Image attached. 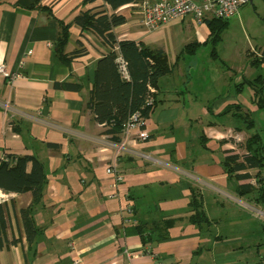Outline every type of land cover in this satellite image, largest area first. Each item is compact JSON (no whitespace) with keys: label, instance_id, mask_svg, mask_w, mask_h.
Instances as JSON below:
<instances>
[{"label":"crops","instance_id":"0c3cea01","mask_svg":"<svg viewBox=\"0 0 264 264\" xmlns=\"http://www.w3.org/2000/svg\"><path fill=\"white\" fill-rule=\"evenodd\" d=\"M85 1L0 0V66L19 74H0V155H33L47 174L32 246L20 212L31 192L0 203L7 237L0 264H264V211L259 216L252 194L237 190L255 177L239 180L224 165L240 140L257 132L233 113L254 114L259 99L247 81L258 76L254 52L247 50L244 67L218 52L232 18L214 44L206 21L195 23L192 16L149 31L136 3L115 11L127 17L115 28L118 40L161 48L171 66L154 87L148 139L131 129L121 136L126 149L119 150L88 106L96 62L109 48L74 23L84 10H114L103 0ZM35 3L40 7H31ZM59 21L69 27L65 53L83 50L68 63L55 52ZM207 46L210 54L201 52ZM56 82L79 89L56 88ZM114 164L120 181L107 172ZM193 189L203 196L208 222L191 219ZM166 220L172 225L163 236L153 225Z\"/></svg>","mask_w":264,"mask_h":264},{"label":"trees","instance_id":"16d2710c","mask_svg":"<svg viewBox=\"0 0 264 264\" xmlns=\"http://www.w3.org/2000/svg\"><path fill=\"white\" fill-rule=\"evenodd\" d=\"M95 1L86 0L85 3ZM103 1L111 6L114 10L113 13H109L106 9L84 10L75 16L74 23L79 25L83 31L89 30L97 34L109 48V52L96 62L94 85L88 106L95 114L96 121L106 127L105 132L111 136V139L121 141L126 125L135 113H139L144 119L149 116L156 104L155 93L151 91L150 87L157 86L158 79L169 72L171 66L166 53L161 48H151L143 42L134 40H118L115 28L124 24L127 17L115 11L124 5L138 3L141 0ZM31 7H40V5L35 3ZM59 23L61 29L54 44L55 52L63 62L68 63L69 59L78 56L83 50H77L70 55L65 53V46L70 37L69 27L63 21H59ZM206 23L210 28V41L215 44L220 40L222 31L228 26L229 19L211 18L206 19ZM119 59H123L126 63V76L121 70ZM251 63L253 66L263 64L264 56L252 59ZM247 81L256 86L255 94L259 98L257 106L264 108V76L258 75L254 82ZM54 86L65 90L79 89L78 84L69 82H56ZM149 97L154 99L151 105L147 104ZM232 108L234 106L227 108L224 113L231 111ZM236 108L239 110L241 106L237 105ZM233 115L240 118L247 129L256 127L252 112L240 109ZM10 123L15 130H19L15 120ZM30 162L32 168L27 171ZM224 165L227 173L239 180L255 177L257 185L248 182L241 184L237 190L242 196L252 194L253 201L264 207V141L261 134L255 132L249 136L245 141V153L229 154L224 160ZM256 168L258 171L254 175L248 171ZM46 184L45 166L35 156L24 155L16 157L11 162L0 161V189L4 192H31L32 194L31 203L22 207L20 211L29 246H32L39 234L34 214L36 205L43 197ZM192 192L190 205L195 211L191 217L192 221L197 224L208 222L203 211L202 194L197 189H193ZM3 211V206L0 204V247L7 239L4 233ZM171 225L172 221L166 220L162 221L161 225L155 223L153 228L159 229V232H163L162 235L165 236ZM139 230L142 235H145L143 228H139ZM7 242L16 244L18 239L15 238Z\"/></svg>","mask_w":264,"mask_h":264},{"label":"built area","instance_id":"2783aa9c","mask_svg":"<svg viewBox=\"0 0 264 264\" xmlns=\"http://www.w3.org/2000/svg\"><path fill=\"white\" fill-rule=\"evenodd\" d=\"M251 0H141L136 3V9L141 17V23L147 30L153 31L158 29L161 25L170 23L172 21L183 19L187 16H192L195 23H204L206 19H231L239 14L240 8L248 4ZM120 60L121 70L126 76V63L123 59ZM0 74L15 78L19 74H10L6 71L5 66H0ZM151 91L155 93L154 87H150ZM153 97H149L147 104H153ZM146 119L142 118L139 113H135L130 121L127 123L124 133L131 129H139V137L141 140L148 139V133L144 130ZM117 144L119 150L126 149V142L121 141ZM0 161L11 162L12 159L6 153L0 155ZM108 173H115V164L107 169ZM117 180H121V175L116 174ZM252 181H255L253 183ZM250 183L256 184V180L252 179ZM15 196L13 192H4L0 190V203L10 200ZM128 213H132V207H129ZM262 264V263H260Z\"/></svg>","mask_w":264,"mask_h":264},{"label":"rangeland","instance_id":"374dc122","mask_svg":"<svg viewBox=\"0 0 264 264\" xmlns=\"http://www.w3.org/2000/svg\"><path fill=\"white\" fill-rule=\"evenodd\" d=\"M222 37V41L218 46V52L221 57L233 58V63L241 67H244L245 64L247 65L246 53L248 49L254 52V54H252L254 58H260L261 53L264 52V0H252L248 4L242 6L239 14L231 19L230 25L226 31L223 32ZM211 50L212 46H207L201 50V52L210 54ZM205 60L206 59L202 61ZM255 67H257L256 74L264 76V64ZM253 69L255 70V68ZM257 108V112L253 114L256 120V127L254 130L261 134L264 141V109ZM245 138H242L237 145V153H245V141L247 140ZM257 171L258 169L253 170V174H256ZM252 182L255 183V181ZM255 185H257V183ZM256 207L259 209L257 210L258 215L263 217L260 211H264V207L260 205Z\"/></svg>","mask_w":264,"mask_h":264},{"label":"water","instance_id":"95a60500","mask_svg":"<svg viewBox=\"0 0 264 264\" xmlns=\"http://www.w3.org/2000/svg\"><path fill=\"white\" fill-rule=\"evenodd\" d=\"M252 1V0H251Z\"/></svg>","mask_w":264,"mask_h":264}]
</instances>
